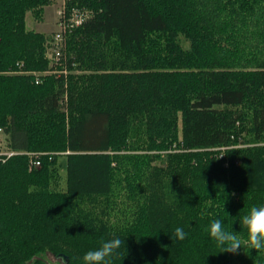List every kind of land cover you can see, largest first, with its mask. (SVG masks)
<instances>
[{
	"label": "trees",
	"instance_id": "trees-1",
	"mask_svg": "<svg viewBox=\"0 0 264 264\" xmlns=\"http://www.w3.org/2000/svg\"><path fill=\"white\" fill-rule=\"evenodd\" d=\"M50 4L0 0V128L44 154L33 170L27 155L0 163V264H83L114 237L111 264H264L205 231L243 233L264 204V0H68L93 17L69 39L71 73L37 85L23 72L62 69L26 25Z\"/></svg>",
	"mask_w": 264,
	"mask_h": 264
},
{
	"label": "clouds",
	"instance_id": "clouds-1",
	"mask_svg": "<svg viewBox=\"0 0 264 264\" xmlns=\"http://www.w3.org/2000/svg\"><path fill=\"white\" fill-rule=\"evenodd\" d=\"M239 224L244 230L243 233L227 230L220 219H213L205 231L222 253L237 254L245 246L257 253L264 251V204L253 205L247 209L245 214L239 217ZM174 236L183 241L187 233L183 228L177 227ZM122 246H125V240L120 238L104 240L98 248L89 250L83 255V264H111L112 258L118 255Z\"/></svg>",
	"mask_w": 264,
	"mask_h": 264
},
{
	"label": "built area",
	"instance_id": "built-area-1",
	"mask_svg": "<svg viewBox=\"0 0 264 264\" xmlns=\"http://www.w3.org/2000/svg\"><path fill=\"white\" fill-rule=\"evenodd\" d=\"M59 15L60 17L57 23L58 30L49 39V56L54 62V65L62 66V69L49 72L50 74L58 73L68 76L71 73L68 71L69 66L67 64L69 59V39L74 31L83 27L89 20L92 19L93 12L85 8L75 7L71 10H68L64 7L63 10L59 12ZM73 66H75V63L73 64ZM26 74L32 75L37 85L42 82L41 75L43 74V72H29ZM18 155H27L29 158V168L30 170H33L41 167V157L44 154L27 152L21 153L11 150L8 145V134L5 128H0V163H5L10 158Z\"/></svg>",
	"mask_w": 264,
	"mask_h": 264
},
{
	"label": "rangeland",
	"instance_id": "rangeland-1",
	"mask_svg": "<svg viewBox=\"0 0 264 264\" xmlns=\"http://www.w3.org/2000/svg\"><path fill=\"white\" fill-rule=\"evenodd\" d=\"M50 5L46 6L44 9V13L41 17V20H38L33 13H28L26 17V25L27 30L34 31L37 33H42L47 36H53L54 33L58 30V19L60 17L59 12L63 10V8L68 7V0H49ZM49 40L46 42V58L51 63V66H54V62L49 56ZM185 47H188L186 43H184ZM59 70V69H58ZM53 71H56L54 69ZM47 73H44L41 75L42 79L47 76H55V77H61V74H55L51 73L49 71H45ZM29 72H24V74ZM81 73L80 71H72V74L76 75ZM28 75V74H26ZM173 152L174 151H170ZM67 160L65 157L60 158L59 165H58V175H56L57 179L54 181V187L56 190L65 191L67 187ZM44 260L47 261L49 264H61V261L56 259L54 256L51 255H45ZM63 264V263H62Z\"/></svg>",
	"mask_w": 264,
	"mask_h": 264
},
{
	"label": "water",
	"instance_id": "water-1",
	"mask_svg": "<svg viewBox=\"0 0 264 264\" xmlns=\"http://www.w3.org/2000/svg\"><path fill=\"white\" fill-rule=\"evenodd\" d=\"M56 259L60 260L63 264H69V258L64 255L61 254L59 255ZM39 260V261H45L44 259L40 258V257H36L34 259H32L28 264H33L34 261ZM47 264H49L47 261H45Z\"/></svg>",
	"mask_w": 264,
	"mask_h": 264
}]
</instances>
